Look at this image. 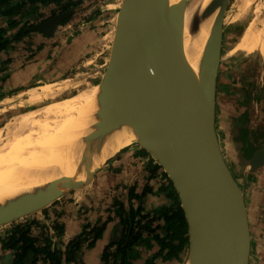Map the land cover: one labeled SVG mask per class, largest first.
I'll return each mask as SVG.
<instances>
[{
    "label": "water",
    "instance_id": "95a60500",
    "mask_svg": "<svg viewBox=\"0 0 264 264\" xmlns=\"http://www.w3.org/2000/svg\"><path fill=\"white\" fill-rule=\"evenodd\" d=\"M203 2L123 0L106 73L97 85L108 83L107 113L139 126L141 136L130 146L144 150L176 192L187 225L185 264H249L245 188L227 164L217 130V79L229 0ZM73 12L42 19L26 31L50 38ZM195 42L201 49L189 63ZM235 150V170L243 181L264 168V146L248 160ZM119 154L92 175L61 177L0 201V226L88 185Z\"/></svg>",
    "mask_w": 264,
    "mask_h": 264
},
{
    "label": "rangeland",
    "instance_id": "374dc122",
    "mask_svg": "<svg viewBox=\"0 0 264 264\" xmlns=\"http://www.w3.org/2000/svg\"><path fill=\"white\" fill-rule=\"evenodd\" d=\"M72 1L76 5L74 7L73 14L65 24L60 25L53 36L47 39L50 41L49 45L51 50H49L47 53L46 59L51 60L50 63H52L53 61H56V57L59 58V49L56 48L60 46V42L66 44L69 43L66 34L70 31H72V34H70L75 36L76 34L78 35L80 31L82 32L84 28H87L92 37L91 47H89L87 52H85L80 58L74 59L71 62L72 67H70L67 72H64L60 76V80L48 82V78H46V80H41L42 83L39 82L37 84H35L33 81L27 86L34 87L27 89L28 87L25 88V86L20 85L14 87L10 86L12 74L16 71V68H19L21 65L19 67H12V65L8 67V65L13 60L21 58L22 55L26 56L25 61H32V59L39 57L40 53L35 57V54L33 55L31 52H40L42 44H38L39 42H36L37 35L40 34L31 32L29 36L27 38L25 37L22 41L12 43L11 45L14 47V49L8 52V59L3 63H0V127L7 123L14 115L20 112L34 109L52 102H58L59 100L62 101L64 99H69L77 95L79 91L90 86H96L100 81H102V77L106 73V66L109 61L114 31L112 29L114 26L113 20L116 19L123 0ZM42 11L43 10H39V13L42 15L40 18L37 17L36 19L34 16L28 18V25H34L40 20L50 16V9L49 11ZM0 23L4 24L5 19L0 18ZM260 32L264 34V0H229L224 22V43L220 69L221 75L219 77V96L221 98L223 97V106L219 120L221 126L227 125L228 127H232L233 122L230 121V114H233L234 110L232 104H237L238 108H244L243 104H239L235 99V95L229 92L234 77L237 76L238 83L241 88L243 86V84H240L241 81L247 83L250 80V67H255L254 71H263L264 74V57L258 50H251L252 48L257 49L262 46V41L257 40L256 42V39H254V36H252L257 35ZM42 39L44 38L42 37L41 41ZM238 41L241 43L244 52L233 51L234 47L238 44ZM244 45L248 46V52H246ZM231 51L233 52L229 53ZM254 71L252 70V72ZM257 74L259 75V73ZM260 77L261 75H259V78ZM44 83L45 85H41ZM23 91L24 93H22ZM222 132L223 131L221 130L220 137L223 140L222 144L224 143V145H226L227 140L225 139V135ZM129 149H136L135 151H137V153L133 154V156L128 159V161L124 160V164H120L119 167L116 166L117 168L112 169L111 171L106 166L99 174L95 175L94 178L89 181L88 185L63 195L58 200L43 208L45 209L44 212L46 213L47 217L45 216L44 212H42L43 209L41 211L32 213L27 217H37L44 223H49V219L53 217L54 209L59 210L60 208L62 209L67 205L74 204L73 202L75 198L73 197L76 193L80 194L78 197L80 199L82 198V201H86L84 204L85 206L79 208L82 212L88 213L91 211L90 213H92L94 210L95 213L98 214L97 217H94L95 219L93 218V220L91 219V221L85 222L90 224H94L97 219H103L105 217L106 209L111 207L113 200H119L128 203L126 202L128 187L133 183H135L137 187V184L144 182V179L141 176L142 171L150 168L149 162L145 158L146 155L142 153L144 152L142 149L138 148L137 145H132L129 148H126L125 151H123V149L121 152H126ZM242 155L245 160L248 159L246 154L242 153ZM117 160L119 161V158H117L115 161ZM228 165L232 168L235 177L238 178L240 182V185L245 188V197L248 201L250 194L249 186L252 182L253 175L249 173L246 180L243 181L241 177H238L235 170L236 167L234 168L230 161L228 162ZM110 173H112V175H109ZM147 173L149 174L148 171ZM262 173L264 174V170ZM261 177L263 176L261 175ZM144 183L146 184L147 181ZM154 188L157 189L158 187L154 185ZM139 189L140 187L137 189V191ZM152 195L153 194L148 196L143 203V206L147 211L153 209V207H155L156 204L158 205L161 200L164 201L163 194L159 199ZM79 198L78 203L81 202ZM259 200L258 203L261 204V201ZM76 206H78V204L72 206V213L74 211V207ZM259 209L261 210V213L264 212L263 208L260 207ZM18 221H20V219L16 220L15 222L17 223ZM263 232L264 224L262 223L258 228V232L257 230L255 231L256 238L254 241H252V251L250 254L249 264H264ZM161 261L162 259H158L157 264H185L186 248L178 255V258L164 260L165 262L163 263Z\"/></svg>",
    "mask_w": 264,
    "mask_h": 264
},
{
    "label": "bare ground",
    "instance_id": "6f19581e",
    "mask_svg": "<svg viewBox=\"0 0 264 264\" xmlns=\"http://www.w3.org/2000/svg\"><path fill=\"white\" fill-rule=\"evenodd\" d=\"M200 49L195 42L189 63ZM108 105L106 83L20 112L0 127V201L61 177L92 175L137 140L139 126L110 116Z\"/></svg>",
    "mask_w": 264,
    "mask_h": 264
},
{
    "label": "trees",
    "instance_id": "16d2710c",
    "mask_svg": "<svg viewBox=\"0 0 264 264\" xmlns=\"http://www.w3.org/2000/svg\"><path fill=\"white\" fill-rule=\"evenodd\" d=\"M75 6L72 0H0V18L5 19L4 24L0 23V53L12 51L14 49L12 43L20 42L29 36L30 32L26 30L32 25H28V18L31 16L40 18L42 15L39 10L50 9L49 17H51L74 9ZM69 18L60 25L65 24ZM142 153L146 155V158L149 156L145 151ZM150 161L154 162L151 157ZM154 164L148 177L151 182L155 180V171L160 169L156 162ZM161 178L166 179V183L161 184L156 191H153V185L150 183L146 184L140 193L136 192L135 187H130L126 201L128 206L124 201L113 200L111 207L107 209L109 213L115 209V216L120 220L121 241H125L130 233L129 243L149 242V247H153L150 245L153 241L157 245L156 254L144 264H152L157 257L164 260L177 258L188 244L187 225L176 192L165 173H161V176H157L156 179L161 183ZM148 194H153L154 197L163 194L167 200V204L155 208L152 218H149L150 214L144 213L143 210V201ZM134 202H137L136 207L133 205ZM105 219L104 221L99 218L94 224L85 223L81 232L62 250L59 248L64 234V226L61 223L54 222L51 226H47L37 217H24L5 232L1 240V248L13 251L11 264L68 262L83 264L81 255L84 248H93L96 241L101 238L107 222L113 220L111 216ZM154 222L158 223L155 227L152 226ZM51 229L54 232L52 234ZM143 232L146 233V237L141 236ZM136 244L128 245L127 243V250L126 248L118 249V252L114 254L115 264H132L131 261L136 253L133 246ZM109 248L110 245L105 248L104 255Z\"/></svg>",
    "mask_w": 264,
    "mask_h": 264
},
{
    "label": "crops",
    "instance_id": "0c3cea01",
    "mask_svg": "<svg viewBox=\"0 0 264 264\" xmlns=\"http://www.w3.org/2000/svg\"><path fill=\"white\" fill-rule=\"evenodd\" d=\"M45 11H49V9H43L42 12ZM117 19V17H116ZM116 19H114V26H113V30L115 31V25H116ZM114 31H113V36H114ZM255 32V31H254ZM72 31H70L66 36H67V40L69 41L68 44L66 43H62L60 42V46L56 49L58 50V56L59 58H55L56 61H53L52 63L51 60H47L46 59V55L49 52V50H51V47L49 45V40H47L46 38L42 39L41 41V36L37 35V40L36 42L38 44H42V48L39 51H32L31 53L36 57L38 56V54L40 53L39 57H36V59H32V61H25V57L26 56H21V58H17V60H13L8 67H10L12 65V67H20L16 68V71L12 74V79H11V87L14 86H25V88L29 89L32 88L34 86H27L30 82H35V84L37 83H42L41 80H46L48 82H54L55 80H60V76L64 73L67 72V70H69L70 67H72L71 62L74 59H78L80 58L85 52H87V50L89 49V47H91V43H92V37L90 32L87 30V28H84L82 30V32L80 31V33L75 36H72ZM69 34L71 36H69ZM254 36L253 38L257 40H261L263 43L262 46H260V48L254 49L252 48V51H256L258 50L260 52V54L264 57V34L262 32L258 33L257 35H252ZM40 37V38H39ZM65 38V37H63ZM103 39V38H102ZM113 40V38H112ZM44 45V46H43ZM244 48L246 50V52H248V46L244 45ZM55 49V48H54ZM52 49V50H54ZM55 49V50H56ZM234 52L237 51H243L244 49H242V45L241 43L238 41V44L234 47L233 49ZM233 51L229 52L232 53ZM251 53V52H250ZM9 53H0V63H3L5 60L8 59ZM5 57V58H3ZM23 63V64H22ZM11 67V68H12ZM23 67V68H22ZM50 79V81H49ZM34 84V85H35ZM28 91V90H26ZM24 92V91H23ZM219 92H220V83H218V90H217V102H218V109H217V130H218V135L220 138V143L222 145V148L225 152V155L227 156V164L230 161L231 164L233 165V167L235 168V161H236V152L237 150H235V148H239V151L241 152V154H244V145L243 142L241 141L240 138V131L242 129H246L247 125V120L244 122V119L242 118V114L245 112V109H241L237 107V104H232L233 107V114L231 113V118L230 121L231 122H235L234 124L232 123V127H228L226 126H221L220 125V113H221V109L223 106V97L221 98L219 96ZM226 92V89H225ZM229 92H231V90H229ZM256 103V102H255ZM254 103V104H255ZM253 105V104H252ZM246 107V106H245ZM254 110L252 111V118L250 120V123H257L256 118L258 120V122H263L262 117L260 116V118L257 117L256 115V104L253 106ZM243 123H245V125H243ZM249 123V122H248ZM257 128L260 129L259 126L256 127V131L254 130V132H256L258 134ZM223 131L222 133H224L225 135V139L227 140V144L224 145V143L222 144V139L220 137V131ZM259 135V134H258ZM262 139V138H261ZM136 150V149H135ZM129 149L126 152H121L119 154V156L117 158H119V161H114L112 163H110V166L108 167V169L112 170L117 168L116 166H120V164H124V160L130 159L133 154H136L137 151ZM125 151V150H124ZM243 156V155H242ZM116 158V159H117ZM244 158V157H243ZM231 168V167H230ZM233 168V169H234ZM232 169V168H231ZM264 169H262L261 171H259L256 175H253V179L252 182L250 183L249 186V198L248 201L246 200V204H247V210H248V218H249V225H250V231H251V251H252V241L255 240V231L257 230L258 232V228L261 226V224H264V212L261 213V210L259 209L260 207L264 209V174L262 173ZM146 175L148 176L149 174L143 170L141 176L143 178L146 177ZM261 175L263 177H261ZM261 178V179H260ZM160 183V181L158 179H155V181L152 180V182L150 181V185L153 183ZM142 187L144 186H140L139 192L142 191ZM86 189V188H85ZM156 188H154L153 185V191ZM87 190V189H86ZM80 194L76 193L74 194L75 200H74V204H70L67 205L64 208H60L59 210L54 209V214L53 217L51 218V220H54L55 218H57L60 222H62L65 226L64 228V237H63V242L66 245L69 241H71L76 235H78L80 233L81 227L84 225L85 222L87 221H91V219L93 220L94 217H97L98 214L95 213V211L93 210L92 213H90L91 211H89L88 213H84L82 212L79 208L82 206H85V202L86 201H82V198L80 199L78 196ZM69 196V195H68ZM71 196V195H70ZM148 196H151V194H149ZM147 196V197H148ZM66 198V197H63ZM62 198V199H63ZM78 198L81 200L80 203H78ZM157 198L159 199L160 196H157ZM260 198V200H259ZM258 200L261 201V204L258 203ZM76 204H78V206L74 207V211L73 213L71 212V208H73L72 206H75ZM55 208V207H54ZM89 209V208H88ZM261 213V214H260ZM59 214V215H58ZM95 219V218H94ZM253 223V226H252ZM114 225H117V221H113L111 223L108 224L106 231L102 234V237L97 240L95 246L91 249V250H84L83 254H82V263L83 264H100V257L102 254V251L105 247V245L107 244L108 240L110 239V236L112 234V231L114 230ZM264 233V232H263ZM3 235L2 233H0V264H10V262H12L13 257L11 255V253L9 251L6 250H2L1 248V240ZM251 254V252H250ZM264 263V262H263ZM64 264H77V263H73V262H68V263H64Z\"/></svg>",
    "mask_w": 264,
    "mask_h": 264
},
{
    "label": "flooded vegetation",
    "instance_id": "af4514ba",
    "mask_svg": "<svg viewBox=\"0 0 264 264\" xmlns=\"http://www.w3.org/2000/svg\"><path fill=\"white\" fill-rule=\"evenodd\" d=\"M69 33V32H68ZM67 33V34H68ZM66 34V35H67ZM41 35V34H40ZM69 36H70V34H69ZM41 37H43V36H41ZM45 38V37H44ZM46 39H48V38H46ZM252 53V52H251ZM251 68V71H250V74H249V82H247V83H245L244 81H241V83L240 84H243V86L240 88V85H239V83H238V78H237V76H233L234 77V79H233V82L231 83V87H230V89L229 90H231V94H233V95H235V99L238 101V103L239 104H243V106H244V108L243 109H245V112L242 114V118L244 119V122L247 120V123L246 124H248L247 125V127H246V129H242L241 131H240V138H241V141L243 142V145H244V147L243 148H245L244 149V154H246L247 155V158L249 159L250 158V156L257 150V149H259V148H261L262 146H264V74H263V71H254V69H255V67L253 68V67H250ZM246 70H247V68H246ZM250 70V69H249ZM252 70L255 72H252ZM257 73H259V75H261V77L259 78V75L257 74ZM220 75L221 74H219V76H218V83L220 82L219 80H220ZM257 78H259V79H257ZM245 83V84H244ZM41 85H45V83L44 84H41ZM91 87V86H90ZM89 88V87H88ZM88 88H86V89H88ZM86 89H84V90H86ZM84 90H81V91H84ZM81 91H79V93L81 92ZM251 92V93H250ZM22 93H24V92H22ZM79 93H77V94H79ZM65 100V99H64ZM256 102V103H255ZM256 104V115H257V117L258 118H260V116L262 117V120H263V122L261 121V122H258V120H257V118H256V121H257V123H253V124H251L250 123V120H251V118H252V116L254 115H252V111L254 110V105ZM253 104V105H252ZM246 106V107H245ZM246 119V120H245ZM249 122V123H248ZM243 125H245V123H243ZM257 126H259L260 127V129H258L257 128V131H258V134L256 133V132H254V130L256 131V127ZM262 138V139H261ZM257 144V145H256ZM146 158V157H145ZM247 159V160H248ZM146 160L149 162V165H150V168H148L147 170H145L146 172L148 171L149 172V175H150V173H151V170H152V166L153 165H155L154 164V162H151L150 161V157L148 156L147 158H146ZM143 163H145V162H143ZM111 171V170H110ZM161 173L163 174L164 172H163V170L160 168L158 171H155V173H154V179H156L157 178V176H161ZM109 175H112V173H110ZM149 175L147 176L146 175V177L145 178H143L144 179V182L145 181H147V183L146 184H148L150 181L148 180V177H149ZM108 181H109V179H108ZM153 181H155V180H153ZM144 182H142L141 184H137V187H136V185H135V183H133L132 185H130L129 187H128V191H129V188L130 187H135V190H136V192L138 193L139 192V190L137 191V189L140 187V186H144L145 187V183ZM163 183H166V179H164V178H161V183H156V182H154L153 183V185H156V187H159L161 184H163ZM145 184V185H144ZM144 187H142V190L144 189ZM157 190V189H156ZM142 192V191H141ZM140 193V192H139ZM149 195V194H148ZM147 195V196H148ZM127 196H128V192H127ZM147 196L145 197V199L147 198ZM145 199H144V201H145ZM143 201V202H144ZM136 203L137 202H134L133 203V205H134V207H136ZM112 204V203H111ZM164 204H167V200H166V198H165V196H164V201H160L159 202V204L158 205H156L153 209H151V210H146L145 208H144V206H143V210H144V213H149L150 214V216H149V218L151 217L152 218V216H153V211L155 210V208L157 207V206H159V207H161L162 205H164ZM125 205L126 206H128V204L127 203H125ZM110 208V207H109ZM109 208H107V209H109ZM107 209H106V212H105V217L103 218L104 219V221L106 220L105 218H107L108 216H111L112 217V221H110V222H107V224H106V226H105V229H104V231H103V233L106 231V229H107V226H108V224L109 223H111V222H113V221H117V225H114V230L112 231V234H111V236H110V239L108 240V242H107V244L105 245V247H104V249H103V251H102V254H101V257H100V264H115V262H116V260H115V258H114V254L115 253H117L118 251V249H124V248H126V246H127V243H128V245H132V244H136V242L135 241H133V242H131V243H129V239H130V233L128 234V236H127V238L125 239V241L123 240V241H121V238H122V236H121V233L119 232L120 230V220L115 216V209L113 210V211H111L110 213L107 211ZM147 211V212H146ZM53 213H54V211H53ZM45 214V216L47 217V215H46V213H44ZM59 215V214H58ZM152 215V216H151ZM102 219V218H101ZM54 222H59V223H61L63 226H64V224L62 223V222H60L57 218H55L54 220H51V219H49V223H44L45 225H47V226H51ZM14 224H16V222L14 221V222H12V223H10V225L8 224V225H2V226H0V233H2V235H5V232L7 231V230H10L11 229V227L14 225ZM157 222H154L153 223V227H155V226H157ZM64 228H65V226H64ZM82 228V227H81ZM51 231V234L52 233H54L53 232V230L51 229L50 230ZM80 232H81V230H80ZM146 233L145 232H143L142 233V237H146V235H145ZM77 236V235H76ZM75 236V237H76ZM63 237H64V234H63V236H62V245L61 246H59V248H61L62 250L64 249V247H65V244H64V242H63ZM102 237V236H101ZM99 240V239H98ZM56 242H58V241H56ZM70 242V241H69ZM68 242V243H69ZM97 242V241H96ZM67 243V244H68ZM66 244V245H67ZM96 244V243H95ZM108 245H110V248L108 249V251H107V254L106 255H104L103 253H104V251H105V248L108 246ZM150 245L151 246H153V247H149V242L148 243H145V242H143V243H140V244H136V245H134L133 246V249L136 251V253H135V256H134V259L131 261L132 262V264H144L147 260H151V258L156 254V252L158 251V247H157V245L153 242V241H151L150 242ZM95 246V245H94ZM52 248H53V246H51ZM92 248H90V249H86V248H84V250H91ZM186 249H187V247H186ZM3 250V249H2ZM83 250V251H84ZM126 250H127V248H126ZM6 251H9V250H6ZM10 253H11V255L13 254V251L11 250V251H9ZM82 254H83V252H82ZM122 255H120V257H121ZM106 260H104V259ZM178 258V257H177ZM158 259H162L161 257H157L155 260H154V264H157V261H158ZM81 261H82V255H81ZM162 263L163 262H165L164 261V259H162V261H161ZM12 262H10V264H11ZM152 263V264H153ZM37 264H41V263H37Z\"/></svg>",
    "mask_w": 264,
    "mask_h": 264
}]
</instances>
